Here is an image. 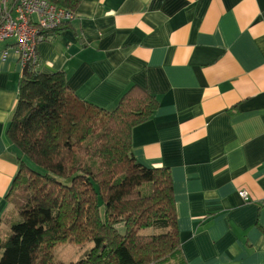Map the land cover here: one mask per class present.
I'll use <instances>...</instances> for the list:
<instances>
[{
    "label": "crops",
    "instance_id": "0c3cea01",
    "mask_svg": "<svg viewBox=\"0 0 264 264\" xmlns=\"http://www.w3.org/2000/svg\"><path fill=\"white\" fill-rule=\"evenodd\" d=\"M75 15L38 45L35 70L63 72L106 111L132 87L155 97L132 156L169 170L185 264H264V0H84ZM0 48L4 242L18 171L5 132L22 68L14 41Z\"/></svg>",
    "mask_w": 264,
    "mask_h": 264
},
{
    "label": "trees",
    "instance_id": "16d2710c",
    "mask_svg": "<svg viewBox=\"0 0 264 264\" xmlns=\"http://www.w3.org/2000/svg\"><path fill=\"white\" fill-rule=\"evenodd\" d=\"M45 1L75 15L84 0ZM36 67L21 71L5 132L18 171L0 264H62L56 247L87 243L93 248L74 264H185L169 170L145 169L132 156V132L151 120L156 98L132 87L106 111L70 92L63 72ZM148 229L157 234H141Z\"/></svg>",
    "mask_w": 264,
    "mask_h": 264
},
{
    "label": "built area",
    "instance_id": "2783aa9c",
    "mask_svg": "<svg viewBox=\"0 0 264 264\" xmlns=\"http://www.w3.org/2000/svg\"><path fill=\"white\" fill-rule=\"evenodd\" d=\"M74 19L72 12L45 0H0V46L14 41L22 70L35 66L38 45L49 39L48 33ZM238 195L245 202L249 200L246 192Z\"/></svg>",
    "mask_w": 264,
    "mask_h": 264
},
{
    "label": "rangeland",
    "instance_id": "374dc122",
    "mask_svg": "<svg viewBox=\"0 0 264 264\" xmlns=\"http://www.w3.org/2000/svg\"><path fill=\"white\" fill-rule=\"evenodd\" d=\"M101 213H102V207L100 208ZM142 235L144 236H149V235H153V234H157V232H155L152 229H148L145 231L141 232ZM93 248V244L92 243H87L84 245H72V244H64L61 246H58L54 249V261L57 263H62V264H74L76 263L80 256L88 251L89 249ZM165 264H178V262H176V260L174 261H169L168 263Z\"/></svg>",
    "mask_w": 264,
    "mask_h": 264
}]
</instances>
